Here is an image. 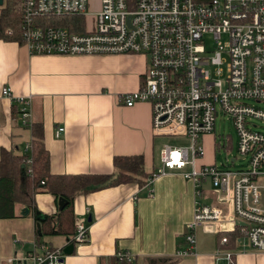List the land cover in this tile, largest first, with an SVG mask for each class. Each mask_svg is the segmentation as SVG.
I'll return each instance as SVG.
<instances>
[{
	"label": "built area",
	"instance_id": "obj_1",
	"mask_svg": "<svg viewBox=\"0 0 264 264\" xmlns=\"http://www.w3.org/2000/svg\"><path fill=\"white\" fill-rule=\"evenodd\" d=\"M21 8L19 42L32 56L146 58L140 88L119 100L126 108L148 104L153 133L187 140L189 145L164 144L159 167L144 186L150 191L154 180L176 173L193 184L196 197L206 185L216 190L222 206L195 203L184 234L187 249L175 257L195 255L200 229L222 234V245L228 244L225 235L231 233L235 244L245 240L253 251L264 252V133L251 123L264 122V110L254 105L264 103V0H99L92 14L90 0H22ZM88 16L92 23H84L83 33L47 26L44 21ZM7 34L12 35V30ZM208 37L214 40L213 51L207 47ZM10 96L8 87L1 89L0 97ZM14 102L23 127L29 129L30 97H17ZM221 114L232 123L237 154L246 160L239 171L199 163L204 157L200 141L213 134ZM62 132L57 129L56 136ZM235 162L236 158L231 161ZM31 166V158L26 159L27 173ZM88 241L86 224L76 222L72 242ZM119 256L135 262L130 254ZM224 256L233 264L232 253ZM64 259L61 248L35 241L32 251L6 263L63 264Z\"/></svg>",
	"mask_w": 264,
	"mask_h": 264
},
{
	"label": "crops",
	"instance_id": "obj_2",
	"mask_svg": "<svg viewBox=\"0 0 264 264\" xmlns=\"http://www.w3.org/2000/svg\"><path fill=\"white\" fill-rule=\"evenodd\" d=\"M146 67L140 55L32 56L18 40L0 39V92L4 87L11 90L10 97H0V149L16 156L29 154L31 131L23 127L14 100L30 97L32 125L42 123L52 175H113L114 157L140 155L150 177L159 167L161 141L166 138L153 133L148 104L126 108L119 100L140 88ZM57 129H63L60 136ZM213 145L216 149L217 143ZM148 188L126 183L78 195L74 219L86 224L89 241L77 245L72 236H53L42 242L63 250V264H99L101 257L120 252L142 264L143 258L175 257L187 249L184 234L195 203L222 208L217 193L203 188L196 197L193 184L176 173L154 180L150 196ZM34 205L43 217L58 211L49 194L35 195ZM23 209L17 204L15 218L0 219L1 264L34 248L35 217L32 211L21 214ZM222 236L198 230L195 255L179 258L176 264H229L226 252L232 253L233 264H264V252L253 251L245 240L222 245Z\"/></svg>",
	"mask_w": 264,
	"mask_h": 264
},
{
	"label": "trees",
	"instance_id": "obj_3",
	"mask_svg": "<svg viewBox=\"0 0 264 264\" xmlns=\"http://www.w3.org/2000/svg\"><path fill=\"white\" fill-rule=\"evenodd\" d=\"M21 2L22 0H4L3 6L0 7V39L20 41ZM44 21L47 26L63 27L79 33L85 31V19L82 17L47 18ZM7 29L12 30L11 37L5 35ZM29 129L32 135L29 154L16 156L13 152L0 149V219L15 218L17 204L26 207L34 214L36 241L39 243L44 237L74 235L76 223L74 201L78 195L107 185L136 183L142 187L146 184L148 176L144 172V161L140 155L114 157L113 175H52L49 168L50 157L44 146L42 123L35 122ZM28 158L32 160L31 173H27L25 167V161ZM41 193L51 195L56 205L59 199H64L66 202L64 208L38 220L34 208V197ZM226 237H228V244H233L235 235L228 234ZM118 254L128 255L129 253L120 252L113 257H101L99 264H137L136 258L134 263H130ZM178 260L179 258L175 257H146L142 259V264H176Z\"/></svg>",
	"mask_w": 264,
	"mask_h": 264
},
{
	"label": "rangeland",
	"instance_id": "obj_4",
	"mask_svg": "<svg viewBox=\"0 0 264 264\" xmlns=\"http://www.w3.org/2000/svg\"><path fill=\"white\" fill-rule=\"evenodd\" d=\"M98 1L99 0H90V9L89 12L95 13L98 10ZM85 23L86 26H88L89 24L91 25L92 20L91 18L86 17L85 18ZM226 37H223L220 41L221 44H225L226 41ZM207 47L208 49L212 50L214 49V47H216L214 45V40H212L211 37L207 38ZM223 69V74L220 78H224L225 76V66L222 67ZM254 105L259 108L264 110V103H254ZM252 124L256 125L257 127L254 128L257 131L263 132L264 133V122L260 121V120H253L251 122ZM200 143L202 144V147L204 149L205 152V159H203L204 161H206L207 159V163L209 164H214L216 165L218 168L223 169V166H225L227 169H230L232 171H236V170H241L243 168H245L246 166V160L243 157H240L237 154V150H236V145H237V134L236 131L232 125V123L228 120V118L226 116H223L222 114L220 116H218L215 120V128H214V132L212 135L208 136V137H204L203 139H201ZM214 143H218L219 146L218 148H214ZM227 143V148L224 147L223 144ZM161 144H170V145H179V146H188L189 142L187 140H179V139H175V138H166L164 140L161 141ZM213 145V147H212ZM163 146V145H161ZM236 158V162L235 163H231V161ZM228 159V161L226 162V160ZM202 161V160H201ZM199 161V163H203ZM205 191H209L212 192L213 194L217 193L216 190L210 188L209 185H206L204 187ZM214 194V195H215ZM203 203H210L207 202L206 200L201 201Z\"/></svg>",
	"mask_w": 264,
	"mask_h": 264
},
{
	"label": "water",
	"instance_id": "obj_5",
	"mask_svg": "<svg viewBox=\"0 0 264 264\" xmlns=\"http://www.w3.org/2000/svg\"><path fill=\"white\" fill-rule=\"evenodd\" d=\"M3 4H4V0H0V7H2ZM65 204H66V202L64 201V199H59V200H58V204H57V206H58V211H61V210L64 208ZM28 212H29L28 209H23V211H22L21 214H25V215H27ZM36 217H37L38 220H42V219H43V216L40 215V214H38V213L36 214ZM90 221H91V219L89 218V219H88V222H90Z\"/></svg>",
	"mask_w": 264,
	"mask_h": 264
}]
</instances>
